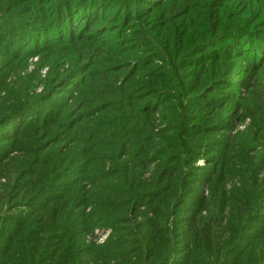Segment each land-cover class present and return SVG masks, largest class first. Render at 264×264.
I'll use <instances>...</instances> for the list:
<instances>
[{
  "label": "rangeland",
  "instance_id": "1",
  "mask_svg": "<svg viewBox=\"0 0 264 264\" xmlns=\"http://www.w3.org/2000/svg\"><path fill=\"white\" fill-rule=\"evenodd\" d=\"M239 242L264 264V0H0V264Z\"/></svg>",
  "mask_w": 264,
  "mask_h": 264
},
{
  "label": "trees",
  "instance_id": "2",
  "mask_svg": "<svg viewBox=\"0 0 264 264\" xmlns=\"http://www.w3.org/2000/svg\"><path fill=\"white\" fill-rule=\"evenodd\" d=\"M263 44V42H262ZM206 241H208L207 239L204 240V247L206 249V252L210 253L211 252V248H210V244L207 243ZM241 242L239 243H235L234 245L226 248V252H225V255L226 257H228L229 260V264L234 261V259H236L237 261V264H246V261H244L247 257L248 258V253L250 252L249 250L247 251L248 247H246L247 249H243V251H241V249H239V245H240ZM242 245V244H241ZM247 251V252H246ZM225 260V259H224ZM223 260V261H224ZM242 260V261H241ZM247 260V259H246ZM235 261V262H236ZM251 264V263H250ZM253 264V262H252Z\"/></svg>",
  "mask_w": 264,
  "mask_h": 264
}]
</instances>
